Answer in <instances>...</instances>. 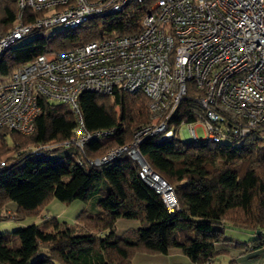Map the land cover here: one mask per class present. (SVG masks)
Wrapping results in <instances>:
<instances>
[{"label": "trees", "instance_id": "1", "mask_svg": "<svg viewBox=\"0 0 264 264\" xmlns=\"http://www.w3.org/2000/svg\"><path fill=\"white\" fill-rule=\"evenodd\" d=\"M16 12V0H0L1 33L11 27ZM139 17L137 6L130 5L50 37L33 34L0 56V81L39 54L134 34L139 31ZM200 94L188 85L170 119L172 137H148L137 146L150 169L172 187L179 208L174 213L139 178L138 166L124 154L100 166L85 162L80 166L75 157L31 155L28 147L60 143L76 135L77 122L69 107L39 98L31 134L7 129L0 133V159L7 154L6 167L0 170V209L13 202V218L22 219L40 213L51 199H77L93 201L98 211L83 209L74 224L42 217L39 223L0 233V264H131L136 251L165 254L172 248L180 249L194 264H212L219 255L215 246L231 241L224 232L226 225L255 235L248 242H236L237 246L264 248V126L244 139L222 143L177 138L181 123L195 121L200 113L196 101ZM148 105L142 92L80 93L84 128H114V132L87 143L76 156L94 158L128 144L138 128L153 121ZM4 217L11 216L0 215ZM120 218L138 220L139 226L118 235L115 224Z\"/></svg>", "mask_w": 264, "mask_h": 264}, {"label": "built area", "instance_id": "2", "mask_svg": "<svg viewBox=\"0 0 264 264\" xmlns=\"http://www.w3.org/2000/svg\"><path fill=\"white\" fill-rule=\"evenodd\" d=\"M16 5L11 27L0 32V56L31 34L50 37L130 5L140 14L134 34L39 54L0 81V133L7 129L31 134L39 98L67 105L75 117L76 135L28 147L31 155L75 157L80 166H100L124 154L138 166L139 178L174 213L179 208L172 187L150 169L137 146L148 137L163 140L174 135L170 119L189 84L201 91L196 98L200 113L195 121L181 123L187 124L189 140H241L264 126V0H16ZM34 13L38 15L30 16ZM115 90L144 93L153 121L138 128L128 144L102 156L77 157L87 143L114 132L84 128L79 94ZM197 126L204 138L197 137ZM5 166V159H0V170Z\"/></svg>", "mask_w": 264, "mask_h": 264}, {"label": "rangeland", "instance_id": "3", "mask_svg": "<svg viewBox=\"0 0 264 264\" xmlns=\"http://www.w3.org/2000/svg\"><path fill=\"white\" fill-rule=\"evenodd\" d=\"M32 37L33 34L28 35L23 39L19 40L17 43L23 42ZM52 103L60 104L58 101H53ZM186 129H187V124H181L176 132V137L181 140H189V138L185 133ZM195 132L198 138L201 139L205 137V133L202 127L197 126L195 128ZM6 155L1 156V159L6 157ZM91 208L92 207L89 202H82L77 199L72 201H59L57 199H51L37 215L36 214L27 215L22 219L21 218L15 219L13 218L14 216L13 214H15L14 211L10 210L9 205L7 204L5 208L0 209V215H4V213H7L8 215L11 214V217L0 218V233L11 232L18 227L26 226L31 223H39L42 217H54L59 222L74 224L77 215L79 214L80 211H82L83 209L90 211ZM234 230L235 231L237 230V232L239 231L241 236L251 233L250 231L243 229H234ZM256 234H259V231L258 232L256 231ZM216 260H217V264H229L230 262L229 260H226L224 257L217 258ZM131 264H194V263H192L187 256L185 255L178 256V254L170 250L169 253L167 254L136 251L131 258Z\"/></svg>", "mask_w": 264, "mask_h": 264}, {"label": "crops", "instance_id": "4", "mask_svg": "<svg viewBox=\"0 0 264 264\" xmlns=\"http://www.w3.org/2000/svg\"><path fill=\"white\" fill-rule=\"evenodd\" d=\"M91 201V210L90 212H97L98 209L96 204ZM9 209L14 210L15 205L13 203L9 204ZM139 226L138 220H129V219H118L115 224L116 234H122L127 229H136ZM233 229V230H232ZM234 229H239L237 227L226 225L224 232L225 235L231 240L225 244H218L215 246V249L219 252V255L216 257H224L226 260L233 261L235 264H264V248L258 249H245L236 245V242H248L252 240L255 235L251 232L250 234L241 236L240 232ZM234 236H233V235ZM237 234V235H236ZM242 237V238H239ZM176 254L184 255L180 249L172 248L170 249ZM167 253H169V251ZM166 253V254H167ZM221 263V262H220ZM212 264H217V260L212 262Z\"/></svg>", "mask_w": 264, "mask_h": 264}, {"label": "water", "instance_id": "5", "mask_svg": "<svg viewBox=\"0 0 264 264\" xmlns=\"http://www.w3.org/2000/svg\"><path fill=\"white\" fill-rule=\"evenodd\" d=\"M258 232V231H257Z\"/></svg>", "mask_w": 264, "mask_h": 264}]
</instances>
